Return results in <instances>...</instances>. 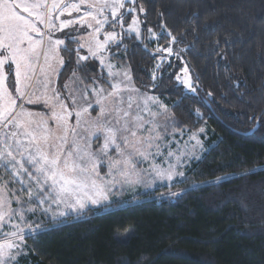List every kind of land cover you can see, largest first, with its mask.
Listing matches in <instances>:
<instances>
[{
    "label": "snow or ice",
    "instance_id": "6c2138e0",
    "mask_svg": "<svg viewBox=\"0 0 264 264\" xmlns=\"http://www.w3.org/2000/svg\"><path fill=\"white\" fill-rule=\"evenodd\" d=\"M169 15L155 0H0V264H28L39 238L69 219L111 215L193 173L206 186L264 173L259 153L255 160L236 154L238 173L217 174L232 163L197 171L222 141L209 143L214 113L188 59L199 39V15L182 26ZM220 47L217 37L211 54L223 60ZM130 48L150 61L146 79L134 72ZM165 78L209 115L192 107L187 121L179 119L181 101L159 91ZM204 96L215 100L211 91ZM248 121L251 131L237 135L264 129V110ZM249 164L258 166L246 169Z\"/></svg>",
    "mask_w": 264,
    "mask_h": 264
},
{
    "label": "trees",
    "instance_id": "16d2710c",
    "mask_svg": "<svg viewBox=\"0 0 264 264\" xmlns=\"http://www.w3.org/2000/svg\"><path fill=\"white\" fill-rule=\"evenodd\" d=\"M155 2L157 9L170 14L169 22L174 25L182 26L193 13L199 15V39L193 41L189 36L195 47L188 59L200 76L201 96L214 113L207 120L208 128L214 130L209 133V143L222 142L197 171L207 173L232 163L217 174L238 173L236 154L255 160L259 153L260 163H264V129L248 138L236 134L250 132L248 116L264 110V0ZM155 19L149 17L152 22ZM205 23L215 25L216 31H205ZM217 37L221 38L223 60L219 54H211L210 44ZM224 40L230 43L225 45ZM130 62L134 72L146 79L143 69L150 61L142 50L130 48ZM237 81H242L239 91L235 90ZM159 91L170 101H181L175 109L181 120H188L192 107L209 115L197 98H181L166 78ZM207 91L213 92L214 102L204 96ZM193 183L201 186L181 198L169 195ZM135 201L111 215L79 222L69 219L65 226L39 238L38 252L28 264H119L123 259L132 264H264V173L219 186L203 185L193 173L186 183L158 189ZM117 226L118 233L114 231Z\"/></svg>",
    "mask_w": 264,
    "mask_h": 264
},
{
    "label": "rangeland",
    "instance_id": "374dc122",
    "mask_svg": "<svg viewBox=\"0 0 264 264\" xmlns=\"http://www.w3.org/2000/svg\"><path fill=\"white\" fill-rule=\"evenodd\" d=\"M206 147H207V144H206ZM170 195V194H169ZM123 200H128V194H124L122 197H121ZM138 198V197H137ZM136 200V197L134 198Z\"/></svg>",
    "mask_w": 264,
    "mask_h": 264
}]
</instances>
